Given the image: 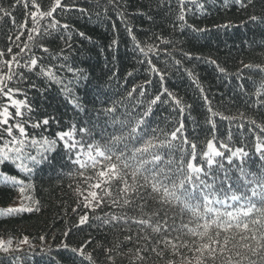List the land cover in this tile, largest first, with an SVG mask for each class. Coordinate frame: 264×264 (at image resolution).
I'll use <instances>...</instances> for the list:
<instances>
[{
  "label": "snow or ice",
  "instance_id": "6c2138e0",
  "mask_svg": "<svg viewBox=\"0 0 264 264\" xmlns=\"http://www.w3.org/2000/svg\"><path fill=\"white\" fill-rule=\"evenodd\" d=\"M166 2L171 5L172 0ZM233 2L242 10L255 6V0ZM176 4L179 9L176 21L181 31L185 26L194 32L206 31L188 25L186 19V14L192 11L190 5L203 10L200 0H176ZM108 6L116 11L133 42L138 63L146 65L149 74L144 83L134 85L131 90L125 88V92L132 97L139 88L138 96L145 97L146 84L156 87L152 74L159 77L160 84L165 80V70L153 59L160 61L159 44L138 40L125 13L119 11V0H108L104 19H110ZM17 7L24 10L22 22H17L14 16ZM96 7H101L99 0ZM73 12L92 15L78 0H14L7 7L0 4V22L7 20L15 29L7 37L10 43L6 52L0 49V165L11 162L28 177L49 159V153L61 154L59 145L70 163L65 175L75 182L77 200L72 209L78 215L75 227L95 220L126 233L123 240L116 237L115 244L96 241L91 250H88L93 244L90 238L75 246L62 240L60 247L71 254V264H100L97 251L103 252L108 264H115L113 252H122L126 244L134 247L141 264L151 259L152 254L165 260V264H178L177 257L181 258L179 264H216L220 257H224L225 264H264V163L255 171L248 164L249 148L264 161V64L241 61L243 69L259 75V79L249 76L251 91L243 83L238 85L241 94L248 97L244 111L226 115L203 96L207 105L203 134L198 123H193L189 134L181 98L164 87L152 94L147 107L133 120L122 118L127 115L120 112L122 101L107 94L98 97L99 106L94 103L95 115H87L73 93L81 74L68 63L73 36L85 37L72 23ZM95 14L101 19V12ZM249 21L264 24V17L252 14ZM112 26L115 28V23ZM56 36L63 47L53 52L42 41ZM155 39L165 45L175 43L162 36ZM13 47L18 51L14 52ZM167 55L171 56V52ZM183 55L191 59L190 53ZM160 62L165 68L181 64L179 59L174 60V65L167 60ZM210 62L219 73L227 75V70L215 60ZM54 67L66 69L72 77L59 75L53 71ZM243 69L234 74L238 79H243ZM188 75L193 77L191 72ZM33 77L56 85L74 109L86 113L85 119L71 123L54 137L37 132L49 125L50 118L34 116L28 89L40 88ZM192 82L203 94L204 89L195 77ZM158 103L169 105L178 115L165 117L163 124H154L149 117L154 115L153 106ZM247 109L256 110L261 119L248 116ZM37 145L40 150L34 151ZM0 183L17 187L21 200L19 206L0 214L39 211V201L31 195L33 185L26 179L0 171ZM24 201L31 203L25 206ZM31 204L37 207L34 209ZM106 208L120 211L98 214ZM130 210L138 215L130 214ZM72 231L69 227L62 235L66 238ZM39 239L46 240L44 236ZM25 246L34 247L27 235L0 237V253L9 256L11 264L21 260L14 253L23 252ZM58 256L53 264H62L64 257L60 253ZM0 264H4L2 257Z\"/></svg>",
  "mask_w": 264,
  "mask_h": 264
},
{
  "label": "trees",
  "instance_id": "16d2710c",
  "mask_svg": "<svg viewBox=\"0 0 264 264\" xmlns=\"http://www.w3.org/2000/svg\"><path fill=\"white\" fill-rule=\"evenodd\" d=\"M13 2L14 0H0V4L5 7ZM200 2L204 4L203 10L190 5L192 11L186 14V19L188 25L206 29L203 32H194L188 26H185L183 31L180 30L176 21L179 11L176 0H172L171 5L166 0L163 4L161 0H119V11L125 13L127 23L132 27L139 41L159 44L160 61L167 60L169 65H174L175 59L181 61L179 66L165 68L164 63L156 61L153 57L157 66L166 72L163 84L159 83L158 76L152 74L156 87L146 84L148 95L138 96L140 89L137 88V93L128 97L125 88L131 90L134 85L142 84L148 79L146 65L138 63L139 57L133 51V42L111 6H108L107 13L110 19L103 18L104 6L108 5V0H99L101 5L99 9L96 7L97 0H78L80 6L89 9L92 15L80 16L75 12L70 14L75 29L77 32H83L85 37L73 36V47L68 63L81 74V79L75 84L73 93L79 98L80 105L87 110V115H95L94 103L99 106L98 97L107 94L113 99L122 101L120 112L127 113L122 118L133 120L137 113H142L147 107L148 99L152 94L162 87L181 98L185 106L183 119L190 135L193 123L200 125V132L203 134V115L207 109L203 100L205 95L214 108L223 111L226 115L236 113L237 110L244 111L248 97L241 94L238 85L243 83L246 89L251 91L249 76L259 79V75L243 69L241 61L264 64V55L260 54L264 52V24L250 22L249 16L255 14L264 17V0H255L254 7L249 6L243 10L233 0H227V3L226 0H200ZM97 11L102 14L99 20L95 14ZM14 16L17 22H22L24 10L17 7ZM113 23L116 25L115 28L112 26ZM224 25L228 26L224 27ZM10 30L15 31L10 22L7 20L0 22V49L5 52L10 43L7 39ZM156 36L171 39L175 43L165 45L156 40ZM24 39L26 36L22 37V40ZM114 40L117 43L114 44ZM42 42L50 46L53 52H58L63 47L58 36ZM13 51L16 52L18 49L13 47ZM168 52H171V56L167 55ZM185 52L191 54V59L183 55ZM211 60L224 67L227 75L219 73ZM45 63L58 62L45 61ZM240 69H243L242 80L234 75ZM53 71L67 78L72 77V73H68L66 69L60 71L54 67ZM188 72L193 74L204 89L203 94L193 84V77H189ZM128 73L132 75L129 76ZM32 79L40 88L39 91L28 89L29 100L35 109L34 116L41 119L50 118L49 125L36 130L37 132L54 137L58 131L67 130L71 123L85 119L86 113L74 109L56 85L47 84L36 77ZM153 113L154 115L149 118L154 124L156 122L163 124L165 117L178 115L169 105L160 103L153 106ZM246 114L253 116L257 121L261 119L254 109H247ZM57 147L61 154L49 153V159L37 166L28 177H24L11 162L0 165V171L3 173L16 175L31 183L33 185L31 195L34 200L39 201V211L0 215V237L18 238L27 235L34 245L31 249L25 247L23 252L14 253L21 257L17 264H53L54 260L59 259L58 253L64 257L62 264H71V254L60 247L62 240H67L75 246L90 238L93 244L88 250H91L95 248L96 241L115 244L116 237L123 240L126 234L121 232L119 227L113 229L95 220L80 228L75 227L78 221V215L72 211L77 200L73 190L75 182L65 175L69 170L66 165L70 166V163L63 154L64 150L60 149L59 145ZM36 150H40L39 145L34 149ZM249 153L248 164L255 171L264 161L260 160L259 153L254 152L253 149L249 148ZM19 197L17 187L0 183V209L9 207ZM30 203L26 201L25 206ZM31 206L34 209L37 207L36 204ZM105 211L119 212L120 209L106 208L98 211V214L103 216ZM130 214L138 215L131 210ZM69 227H72L73 231L65 238L62 233ZM133 229L135 235V226ZM41 236L46 240L41 241L39 239ZM129 248H132V251H128ZM95 255L100 264H108L103 252L97 251ZM112 255L115 257V264H133V262L141 264V261L136 259L132 245L126 244L122 252L114 251ZM186 255L192 254L186 253ZM0 257L3 258L4 264H11L9 256L2 254ZM176 259L179 264L181 258ZM143 264H165V260L152 254L151 259L144 261ZM216 264H225L224 257H220Z\"/></svg>",
  "mask_w": 264,
  "mask_h": 264
},
{
  "label": "rangeland",
  "instance_id": "374dc122",
  "mask_svg": "<svg viewBox=\"0 0 264 264\" xmlns=\"http://www.w3.org/2000/svg\"><path fill=\"white\" fill-rule=\"evenodd\" d=\"M21 203V200H20V197L16 200L15 203H13L12 205H10L9 207H16V206H19ZM26 203V201H24V204ZM7 207V208H9ZM5 208V209H7ZM5 209H0V213H3ZM1 215V214H0ZM26 247V246H25ZM0 255H2V253H0Z\"/></svg>",
  "mask_w": 264,
  "mask_h": 264
}]
</instances>
